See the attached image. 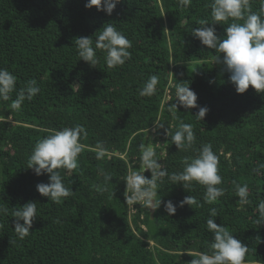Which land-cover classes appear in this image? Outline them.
<instances>
[{
  "label": "trees",
  "instance_id": "obj_1",
  "mask_svg": "<svg viewBox=\"0 0 264 264\" xmlns=\"http://www.w3.org/2000/svg\"><path fill=\"white\" fill-rule=\"evenodd\" d=\"M85 3L0 0V68L17 78L10 99L0 100V206L9 209L0 215V264H190L198 253H210L206 221L213 207L214 222L248 246L244 264H264V224L253 223L264 199V168L259 167L264 164V92L249 86L237 94L230 74L213 63L223 54L192 36L200 21L212 23L211 0H191L187 8L178 0H121L110 16L86 9ZM262 4L251 0V10L258 12ZM231 22L216 24V35L223 38ZM108 23L131 41V58L109 69L105 53L97 49L95 67L79 60L75 39L95 41ZM151 75L159 77L155 94L139 96ZM32 79L40 92L13 110L12 100ZM178 84L196 93L198 107L177 105L173 115L169 109L177 103ZM199 107L209 109L203 120L195 117ZM181 122L192 124L196 137L187 151L165 135L166 130L174 134ZM77 124L88 135L80 140L78 168L58 169L73 192L57 204L37 192L36 185L49 177L36 176L27 160L51 130ZM98 142L106 149L101 160L96 159ZM204 144L219 157L222 184L217 187L225 190L212 203L204 199L205 186L192 182L184 189L169 179ZM141 145L153 148L168 172L158 182L162 203L155 211L142 202L125 204V178L144 172ZM105 174L112 177L106 184ZM143 175L151 178L149 171ZM234 182L248 185V204H239ZM189 195L201 206H177L174 215L164 210V202L178 205ZM29 201L37 203V217L30 235L20 240L11 212Z\"/></svg>",
  "mask_w": 264,
  "mask_h": 264
},
{
  "label": "clouds",
  "instance_id": "obj_2",
  "mask_svg": "<svg viewBox=\"0 0 264 264\" xmlns=\"http://www.w3.org/2000/svg\"><path fill=\"white\" fill-rule=\"evenodd\" d=\"M121 0H86L85 8L95 7L97 11H103L106 15H111L116 5ZM181 7L187 8L191 0H178ZM212 23L207 20L200 21V27H194L192 36L198 39L201 45L208 49H214L216 53L213 63L223 65L224 71L228 72L229 82L234 85L237 94H243L249 86L257 93L264 92V4L258 12L251 10V0H211ZM231 23L224 28L223 38L216 35L215 25L220 22ZM236 21H243L238 23ZM94 45V46H93ZM76 52L79 60L87 62L95 67L99 63L97 49L105 53L104 62L107 68L112 69L123 66L131 58L128 49L132 47L131 41L120 31L108 23L99 31L95 37H78L75 39ZM16 76L5 68H0V100L8 101L10 94L16 91ZM159 83L157 75H151L139 90V96L150 97L155 94L156 86ZM40 92L37 81L32 79L27 81L24 88H21L12 100L10 107L19 110L25 100L31 101ZM176 104L170 106L173 115L177 111V105L184 108L198 107L197 95L184 84L177 85ZM209 109L199 107L195 114L198 120H203ZM163 128V125H159ZM87 131L83 125L64 127L61 130H51L50 134L40 139L33 147L27 160V168L31 169L36 176L48 174V183H38L37 192L51 199L54 203H61L63 199L72 195V190L65 187L62 176L58 169H66L74 172L78 168V157L83 150L80 143L81 138L87 137ZM165 135L171 136L172 143L177 149L187 151L195 142L193 125L181 122L179 129L174 134L166 130ZM96 159L105 157L106 149L102 142L97 143ZM141 156L139 160L145 171L151 173V178H147L138 171L131 172L125 178V204L136 205L143 203L146 209L155 211L162 203L158 196V182L168 176L167 170L155 159V150L151 147L141 145ZM184 167L181 172L172 173L169 177L175 183H181L184 189H189L192 182H197L205 186L204 199L208 203L216 201L225 194L222 187V177L219 175V157L213 152L211 144H204L198 155L190 161L186 158L183 161ZM259 167L264 168V164ZM254 172L259 169H253ZM105 184L110 182V175L103 176ZM235 194L239 197L241 206L249 203V188L247 184H235ZM196 205L200 203L195 197L189 195L174 205L172 201L164 202V210L169 215H174L177 206ZM258 217L253 220L257 226L264 224V199H261L256 206ZM9 209L0 206V215H8ZM217 216V209L211 208L206 221L207 229L212 233L209 252H200L198 258L192 259L190 264H244L248 246L224 226L217 225L214 218ZM14 217V233L18 239L24 240L30 235L33 221L37 217V203L29 201L22 207L15 208L11 212ZM23 221V223H20ZM3 225L0 224V228Z\"/></svg>",
  "mask_w": 264,
  "mask_h": 264
},
{
  "label": "rangeland",
  "instance_id": "obj_3",
  "mask_svg": "<svg viewBox=\"0 0 264 264\" xmlns=\"http://www.w3.org/2000/svg\"><path fill=\"white\" fill-rule=\"evenodd\" d=\"M167 99V97L165 98V100ZM165 100H163V103H164V101ZM151 136V135H150ZM152 138V137H151ZM145 146H148V147H150L149 145H145ZM141 170H144V168L142 167V169ZM149 211H151V209H148Z\"/></svg>",
  "mask_w": 264,
  "mask_h": 264
}]
</instances>
